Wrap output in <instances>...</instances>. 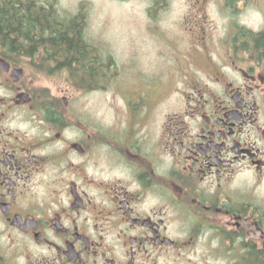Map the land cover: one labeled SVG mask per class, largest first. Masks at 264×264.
Returning <instances> with one entry per match:
<instances>
[{"label":"flooded vegetation","instance_id":"af4514ba","mask_svg":"<svg viewBox=\"0 0 264 264\" xmlns=\"http://www.w3.org/2000/svg\"><path fill=\"white\" fill-rule=\"evenodd\" d=\"M248 4L183 1L203 17ZM261 21L232 22L219 50L167 42L171 80L129 87L104 55L80 82L54 51L0 43V264L264 263Z\"/></svg>","mask_w":264,"mask_h":264},{"label":"rangeland","instance_id":"374dc122","mask_svg":"<svg viewBox=\"0 0 264 264\" xmlns=\"http://www.w3.org/2000/svg\"><path fill=\"white\" fill-rule=\"evenodd\" d=\"M40 1L48 3L50 0ZM148 1L56 0V8L62 16L77 17L83 26L84 38L96 49H101L102 54L112 56L116 64L113 70L118 73L111 82L121 83L123 87L138 83L140 77V82H144L146 75L158 73L170 81L173 61L167 62V58L175 48L184 50L182 53L186 56L200 50H219V40L228 32L232 22L257 31L264 17V0H249L247 6L242 5L244 10L241 13L239 9L232 10L233 14L229 17H224L227 13L222 15L212 8L206 11L204 17L201 13L196 16V8L187 10L184 0H156L159 4L152 7L148 6ZM160 3L167 5L163 8ZM194 16L200 20L192 21ZM148 17L153 21L149 22ZM184 17L188 18L187 22L180 21ZM194 33L199 38L204 37L199 45L195 43ZM167 42L173 43L175 48ZM181 62L187 64L190 58ZM71 73L69 75L73 76ZM101 96L106 94L89 93L81 97L86 102H97ZM260 193H264V187Z\"/></svg>","mask_w":264,"mask_h":264},{"label":"trees","instance_id":"16d2710c","mask_svg":"<svg viewBox=\"0 0 264 264\" xmlns=\"http://www.w3.org/2000/svg\"><path fill=\"white\" fill-rule=\"evenodd\" d=\"M83 32L77 17H65L58 12L56 0L48 3L40 0H0V43L9 49L54 51V54L46 55L47 59L67 67V72H72L80 82H87L97 75L98 55L82 53L97 50L84 38ZM75 61L78 62V69L74 66ZM105 65L107 70L113 65L110 57L106 58Z\"/></svg>","mask_w":264,"mask_h":264}]
</instances>
